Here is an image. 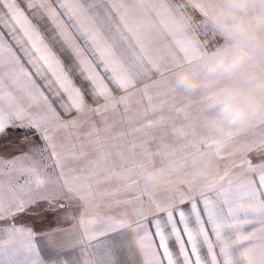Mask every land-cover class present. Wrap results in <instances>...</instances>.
I'll use <instances>...</instances> for the list:
<instances>
[{"label": "snow or ice", "instance_id": "6c2138e0", "mask_svg": "<svg viewBox=\"0 0 264 264\" xmlns=\"http://www.w3.org/2000/svg\"><path fill=\"white\" fill-rule=\"evenodd\" d=\"M173 16L171 0H161L155 10L150 0H0V139L19 131L9 140L14 154L0 152V220L21 217L41 203L49 212L71 214L78 208L77 220L89 231L131 225L142 264H264V152L247 140L234 144L243 130L206 145L225 162L212 180L190 171L198 148L177 156L175 150H149L154 136L112 143L102 136L107 114L121 106L131 111L129 101L137 93L147 98L152 113L165 105L169 111L181 108L167 100L153 103L145 83L150 79L163 89L156 98L174 97L172 74L203 55L169 26ZM159 43L163 54L153 48ZM163 120L162 115L148 120L119 137ZM85 125L95 157L80 163L89 153L72 137ZM155 155L165 173L159 183L139 171ZM114 180L124 183L100 190ZM121 192L130 198L120 199ZM243 196L256 205L240 209ZM112 208L130 212L134 220L104 214ZM249 224L257 227L247 231Z\"/></svg>", "mask_w": 264, "mask_h": 264}, {"label": "clouds", "instance_id": "9594fccd", "mask_svg": "<svg viewBox=\"0 0 264 264\" xmlns=\"http://www.w3.org/2000/svg\"><path fill=\"white\" fill-rule=\"evenodd\" d=\"M160 3L150 0V7L155 10ZM171 4L174 16L169 26L203 55L178 68L170 82L175 91L197 97L206 117L201 135L188 122L178 124L176 131L182 138H196L199 155L190 171L199 180H212L221 161L206 145L221 134L243 130L251 136V148L264 152V0H171ZM208 36L221 37L222 42L209 50L202 39ZM163 145L171 147L166 141ZM139 171L151 183L165 179L156 162H145ZM237 205L249 209L256 201L243 196ZM126 219L130 224L133 218Z\"/></svg>", "mask_w": 264, "mask_h": 264}, {"label": "crops", "instance_id": "0c3cea01", "mask_svg": "<svg viewBox=\"0 0 264 264\" xmlns=\"http://www.w3.org/2000/svg\"><path fill=\"white\" fill-rule=\"evenodd\" d=\"M118 2H128V0H118ZM103 15V12H101V16ZM195 15L197 19L200 18L198 13H195ZM41 23L43 24V22ZM45 35L48 36L50 33L45 32ZM202 39L207 40L209 50L214 49L222 42V38L218 36L215 38L210 36L202 37ZM117 40V49L124 47L123 43L119 42V37H117ZM51 43L54 49L59 50V43L54 41ZM157 47L161 48V54H163L162 43L153 45L154 49ZM145 83L149 85V93L154 97L153 103L158 105L161 100H167L169 104L175 103L181 108L178 111H169L168 105H165L163 111L152 113L147 98L137 93L130 98L131 111L124 113L121 106L116 111L109 112V116L106 117L109 127L107 131L102 132V136L108 143L122 142L129 139L141 141L149 136H154L155 139L149 144V150L152 152H156L158 149L168 152L175 150L177 155H182L185 152H196L197 141L195 136L191 138L180 137L177 134L176 126L180 123L188 122L197 129V135L203 134L206 131L204 127L206 117L201 101L197 97L185 96L179 91H175L174 97L169 94L168 96L156 98V93L163 91V89L153 86V82L150 79L145 80ZM145 109H148L147 115L144 114ZM132 113H138L139 116L130 121L124 119L125 122L123 120H115L117 115L127 118ZM161 115L164 117L161 124L152 128H145L143 132H136L133 135H127L122 138L119 137L120 133H131L133 128L141 127L148 120L158 119ZM93 119L98 127L101 129L105 127L100 117H93ZM88 131L89 128L85 125L79 128V132L85 136L80 137L79 134V138H72L74 142L83 144L84 150L89 153L88 157L81 160L80 163L95 157L93 150L94 138L90 140L86 136ZM16 132L19 133V131ZM245 140L250 143L251 136L245 134L236 139L234 144L239 145ZM165 141L171 144L170 149L163 145ZM198 155H194L191 162ZM112 158L115 159V156L113 155ZM153 159L161 162L159 155L153 156ZM123 183L122 181L114 180L110 188H119ZM130 195V193L121 192L119 198H130ZM115 198L113 197V199ZM104 214L118 217L125 223H129L126 215H121L117 208L105 209ZM79 215L80 212L76 213L73 219L44 229L27 227L0 233V236H2L0 240L7 247L2 249V251H5L3 257L6 258L4 264H142V256L136 246V233L131 225L117 229H104L98 226L95 230L89 231L78 222L77 218ZM128 215L132 216L130 212ZM87 218L92 219L93 217L89 215ZM132 218L133 221L134 217L132 216ZM246 230L249 231L248 226Z\"/></svg>", "mask_w": 264, "mask_h": 264}, {"label": "rangeland", "instance_id": "374dc122", "mask_svg": "<svg viewBox=\"0 0 264 264\" xmlns=\"http://www.w3.org/2000/svg\"><path fill=\"white\" fill-rule=\"evenodd\" d=\"M108 116H109V113L107 114V117ZM138 116H139L138 113H132L128 117H132L131 120H134ZM124 119L127 120V118H122L118 115L115 118V120L117 121L123 120V122H125ZM79 134H80V137L85 136L83 135V133L79 132V129H78L76 132H74L72 138H75V139L79 138ZM18 136H19V133L17 132H10L8 140L0 139V145H7V147H0V152L4 153L5 155L14 154V151H15L14 146L12 144H9V140L15 141L18 138ZM155 162L157 165H162V162L160 161H155ZM224 163H225L224 161H221L220 163L221 168H223ZM100 178L103 179V177H100ZM172 178L178 179L179 176H173ZM112 183L113 181L111 183H106V184L101 185L100 190L111 189L110 186L112 187ZM46 208H47V205L44 203H41L40 205H37L34 208L30 209L27 214H23L21 217H18L12 220H0V233L9 232L11 230H17V228L36 227V228L44 229V228L52 227V226L64 223L65 221H68L70 219H73L74 215L80 212V209L78 208H74L71 214H69L65 210H57V212H49L45 210ZM255 227L256 225H252V224L248 225L249 231H251ZM0 237L2 238V236ZM0 244H1L0 264H4L6 258L3 257L5 251H2V249L7 248V247L4 242H1V240H0Z\"/></svg>", "mask_w": 264, "mask_h": 264}]
</instances>
